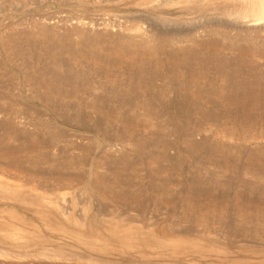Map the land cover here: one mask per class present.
Masks as SVG:
<instances>
[{"label":"rangeland","instance_id":"1","mask_svg":"<svg viewBox=\"0 0 264 264\" xmlns=\"http://www.w3.org/2000/svg\"><path fill=\"white\" fill-rule=\"evenodd\" d=\"M250 10L0 0V264H264Z\"/></svg>","mask_w":264,"mask_h":264},{"label":"bare ground","instance_id":"2","mask_svg":"<svg viewBox=\"0 0 264 264\" xmlns=\"http://www.w3.org/2000/svg\"><path fill=\"white\" fill-rule=\"evenodd\" d=\"M244 1L248 4L249 7H251L250 14L252 16V17L244 16V18H251V19L247 22H244V21L235 22L230 26H233L235 28H241V29L245 28L247 30H251V29L255 30V28L257 30L258 27L260 28V29L258 28L259 31L261 29H264V0H244Z\"/></svg>","mask_w":264,"mask_h":264}]
</instances>
